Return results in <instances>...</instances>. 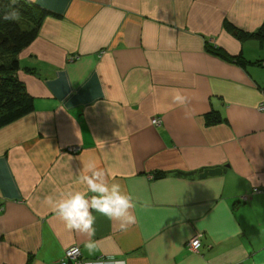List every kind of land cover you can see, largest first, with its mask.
<instances>
[{
	"label": "crops",
	"instance_id": "1",
	"mask_svg": "<svg viewBox=\"0 0 264 264\" xmlns=\"http://www.w3.org/2000/svg\"><path fill=\"white\" fill-rule=\"evenodd\" d=\"M25 1L45 17L14 55L34 110L0 127V264H264V40L240 36L264 0ZM90 169L131 196L126 230L55 211Z\"/></svg>",
	"mask_w": 264,
	"mask_h": 264
},
{
	"label": "trees",
	"instance_id": "2",
	"mask_svg": "<svg viewBox=\"0 0 264 264\" xmlns=\"http://www.w3.org/2000/svg\"><path fill=\"white\" fill-rule=\"evenodd\" d=\"M44 17L25 0H0V127L34 110L33 99L16 76L21 65L14 55L37 37ZM240 36L264 40V23L256 32ZM238 63L243 65L241 57Z\"/></svg>",
	"mask_w": 264,
	"mask_h": 264
},
{
	"label": "clouds",
	"instance_id": "3",
	"mask_svg": "<svg viewBox=\"0 0 264 264\" xmlns=\"http://www.w3.org/2000/svg\"><path fill=\"white\" fill-rule=\"evenodd\" d=\"M175 99L184 102V97L180 95ZM90 173L81 177V182L87 185V191L69 193L66 198L54 204L55 211L70 229L84 232L89 237L95 234L93 210L110 220H119L120 229L126 230L128 225L136 222V217L130 211L135 207L131 196L121 190L119 183L109 184L103 169H90ZM89 192L94 195L89 197ZM87 247L90 254L95 251L93 243L89 242Z\"/></svg>",
	"mask_w": 264,
	"mask_h": 264
},
{
	"label": "built area",
	"instance_id": "4",
	"mask_svg": "<svg viewBox=\"0 0 264 264\" xmlns=\"http://www.w3.org/2000/svg\"><path fill=\"white\" fill-rule=\"evenodd\" d=\"M157 120H153V123H157ZM1 203H0V210H1ZM188 247L190 250L192 251H198L201 247V242L198 236H194L193 238H191V240L188 242ZM79 257H80V249L78 246H73L70 249H68L65 252V257L64 259L70 263H75V264H80L79 261Z\"/></svg>",
	"mask_w": 264,
	"mask_h": 264
},
{
	"label": "water",
	"instance_id": "5",
	"mask_svg": "<svg viewBox=\"0 0 264 264\" xmlns=\"http://www.w3.org/2000/svg\"><path fill=\"white\" fill-rule=\"evenodd\" d=\"M221 173V169H211V170H206L201 174V177H206L208 175H216V174H220Z\"/></svg>",
	"mask_w": 264,
	"mask_h": 264
}]
</instances>
